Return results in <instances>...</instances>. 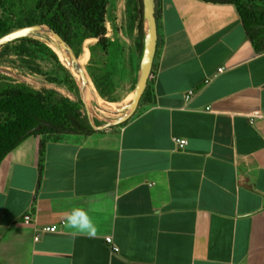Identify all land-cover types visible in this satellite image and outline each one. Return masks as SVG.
Here are the masks:
<instances>
[{
	"label": "crops",
	"instance_id": "crops-1",
	"mask_svg": "<svg viewBox=\"0 0 264 264\" xmlns=\"http://www.w3.org/2000/svg\"><path fill=\"white\" fill-rule=\"evenodd\" d=\"M156 11L130 119L88 136H30L0 163V264H264V52L232 5L157 0ZM77 207L94 236L66 227Z\"/></svg>",
	"mask_w": 264,
	"mask_h": 264
},
{
	"label": "trees",
	"instance_id": "trees-1",
	"mask_svg": "<svg viewBox=\"0 0 264 264\" xmlns=\"http://www.w3.org/2000/svg\"><path fill=\"white\" fill-rule=\"evenodd\" d=\"M107 1L38 0L34 5L37 19L24 21L23 25L13 27L6 19L2 18L0 19V37L15 29L41 25L53 30L71 47L74 29L81 27L89 38L96 39L98 45L106 48L109 45V40L105 38L106 24L108 23L105 18ZM202 1L234 6L255 53L264 52V0H257V2L254 0ZM135 13L142 40L139 45V66L143 49L141 0H136ZM155 18L157 21L156 9ZM14 43L26 44L39 49L60 66L64 74L63 82L68 92L77 91L73 78L60 63L55 50L53 52L43 43L27 38L15 40L1 47L0 50ZM99 97L103 99L101 95ZM94 132L88 124L79 99L72 102L67 98L57 97L51 92L37 93L23 86H7L0 89V163L30 136L57 139L63 135L88 136ZM43 147L44 143H41L40 156ZM39 169L41 172V165Z\"/></svg>",
	"mask_w": 264,
	"mask_h": 264
},
{
	"label": "rangeland",
	"instance_id": "rangeland-1",
	"mask_svg": "<svg viewBox=\"0 0 264 264\" xmlns=\"http://www.w3.org/2000/svg\"><path fill=\"white\" fill-rule=\"evenodd\" d=\"M37 1L1 0L4 5L2 18L13 27L37 19L34 9ZM135 8L136 0L107 1L105 38L109 40V45L106 48L98 45L96 39L89 38L83 28L74 29L71 46L74 55L96 93L113 105L125 100L135 86L139 45L142 42ZM57 57L63 65L62 59ZM63 79L60 66L37 48L14 43L0 50V89L23 86L37 93L51 92L72 102L78 101V92H68ZM100 115L114 118L104 113ZM95 125L99 126V123L95 122Z\"/></svg>",
	"mask_w": 264,
	"mask_h": 264
},
{
	"label": "water",
	"instance_id": "water-1",
	"mask_svg": "<svg viewBox=\"0 0 264 264\" xmlns=\"http://www.w3.org/2000/svg\"><path fill=\"white\" fill-rule=\"evenodd\" d=\"M141 3L143 49L139 62L136 83L132 92V98L127 102L115 106L99 97L85 70L78 63V58L74 55L71 47L58 34L54 33L53 30L41 25L15 29L0 37V48L15 40L24 38L36 40L51 49L55 48L63 58L62 62L65 69L74 80L79 100L83 105L88 124L92 130L101 131L116 127L130 119L135 112L146 89L156 51V0H141ZM100 113L117 117L108 118L100 115ZM95 122L100 125L96 126Z\"/></svg>",
	"mask_w": 264,
	"mask_h": 264
},
{
	"label": "clouds",
	"instance_id": "clouds-1",
	"mask_svg": "<svg viewBox=\"0 0 264 264\" xmlns=\"http://www.w3.org/2000/svg\"><path fill=\"white\" fill-rule=\"evenodd\" d=\"M65 224L74 234L87 236L96 234V228L91 218L87 212L78 207L65 214Z\"/></svg>",
	"mask_w": 264,
	"mask_h": 264
},
{
	"label": "built area",
	"instance_id": "built-area-1",
	"mask_svg": "<svg viewBox=\"0 0 264 264\" xmlns=\"http://www.w3.org/2000/svg\"><path fill=\"white\" fill-rule=\"evenodd\" d=\"M222 69L218 70V73H221ZM193 95L192 91H188L185 95V100L188 101L190 99V97ZM174 145L176 146L177 149L182 150L186 147L187 145V141L185 139H173ZM34 221V216L31 213H28L26 215L23 216L22 218V224L24 226H31L32 222ZM61 226L64 225V223H60ZM58 231V226L54 225V226H49V227H44L42 229H40L41 233H54ZM35 241L38 240V237L36 236L34 238ZM106 243L108 245L112 246V252L117 253L118 252V248L114 247L112 245V239L111 238H106Z\"/></svg>",
	"mask_w": 264,
	"mask_h": 264
},
{
	"label": "bare ground",
	"instance_id": "bare-ground-1",
	"mask_svg": "<svg viewBox=\"0 0 264 264\" xmlns=\"http://www.w3.org/2000/svg\"><path fill=\"white\" fill-rule=\"evenodd\" d=\"M53 49L56 51L57 55H58V56L62 59V61H63V58L60 56L59 52H58L55 48H53ZM78 63H79V62H78ZM131 98H132V96H131ZM131 98H130V99H131ZM130 99H129V100H130ZM129 100H128V101H129ZM126 102H127V101H126ZM114 106H115V105H114Z\"/></svg>",
	"mask_w": 264,
	"mask_h": 264
}]
</instances>
